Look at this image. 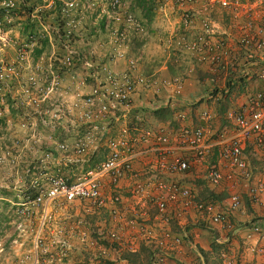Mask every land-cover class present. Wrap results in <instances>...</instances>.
<instances>
[{"label": "rangeland", "instance_id": "374dc122", "mask_svg": "<svg viewBox=\"0 0 264 264\" xmlns=\"http://www.w3.org/2000/svg\"><path fill=\"white\" fill-rule=\"evenodd\" d=\"M227 1L225 8L196 1L181 9L175 0H0V264H118L119 258L146 264L142 231L154 227L152 213L124 212L119 218L135 224L115 230L102 211L52 203L39 229L42 211L32 197L53 171L46 155L79 134L42 124L37 113L87 91L91 78L83 63L115 72L134 64L135 73L155 82L140 98L145 107L156 105L154 116L142 115L144 123L201 125L214 138L255 88L259 66L245 60L241 37L264 43V0ZM195 42L213 44L221 58H239L228 60L234 64L224 73H211ZM59 172L66 174L63 167ZM188 184L203 201L226 199L201 180Z\"/></svg>", "mask_w": 264, "mask_h": 264}, {"label": "built area", "instance_id": "2783aa9c", "mask_svg": "<svg viewBox=\"0 0 264 264\" xmlns=\"http://www.w3.org/2000/svg\"><path fill=\"white\" fill-rule=\"evenodd\" d=\"M196 1L221 8L229 5L227 0L175 3L183 9ZM240 43L249 65L259 66L254 80L257 86L246 90L242 101L228 115L230 127L214 138L201 125L169 128L160 123L151 125L148 119L144 123L142 115H153L156 105L147 102L145 107L140 98H146L155 82L135 73L134 64H129L126 71L115 72L102 65L83 63L91 78L87 91L46 114L37 113L42 124L62 126L66 131L71 128L79 134L71 142L56 144L46 155L53 171L44 175L45 187L37 188L32 197V204L42 211L39 229L46 227L48 205L76 202L88 213L102 211L112 216L115 230L133 228V220L119 218L124 212L135 217L152 213L153 222L164 225L195 215L217 227L228 243L235 233L229 218L241 210L237 189L245 190L250 203L264 204V166L256 172L247 156L248 149L264 148V43L253 36L241 37ZM192 48L211 73H224L234 64L228 60L239 58L230 53L221 58L213 44L195 42ZM62 167L65 175L59 172ZM197 180L211 192L224 191L226 199L201 200L196 186L188 184ZM248 225L249 232L264 241L260 226L252 221ZM160 226L142 231L151 248V264H162L185 238ZM85 237L81 240L85 241ZM111 237L118 240L114 233ZM222 255V262L228 263L224 252Z\"/></svg>", "mask_w": 264, "mask_h": 264}, {"label": "crops", "instance_id": "0c3cea01", "mask_svg": "<svg viewBox=\"0 0 264 264\" xmlns=\"http://www.w3.org/2000/svg\"><path fill=\"white\" fill-rule=\"evenodd\" d=\"M253 85L256 88L257 85ZM247 156L252 166L256 168H261L264 164V148L248 149ZM212 192L218 193L219 196L221 193L224 195V191L213 190ZM237 192L242 199L241 210L229 218L235 233L228 243L224 242L222 232L217 227L211 226L205 219L195 215H189L178 222L180 226L185 224L184 227L175 225L173 221H167L165 225L154 222L153 225L159 229L162 228L160 225H163L165 229L168 225V229L173 230V233L177 231L176 234L185 237L174 251L168 253V258L162 264H247L251 262L264 264V241L258 240L255 234L250 233L248 225L252 221L264 232V204L260 206L250 203L242 188H238ZM144 244L150 251V246L145 242ZM222 252L225 253L228 263L222 262L220 258V254L223 256ZM148 261L146 258L145 262ZM124 262L125 260L118 259V264H125Z\"/></svg>", "mask_w": 264, "mask_h": 264}, {"label": "trees", "instance_id": "16d2710c", "mask_svg": "<svg viewBox=\"0 0 264 264\" xmlns=\"http://www.w3.org/2000/svg\"><path fill=\"white\" fill-rule=\"evenodd\" d=\"M155 115V113H153V116ZM149 254H150V251H149ZM149 254H148V256H147V259L149 260ZM146 264H151V262L150 261H148V262H145Z\"/></svg>", "mask_w": 264, "mask_h": 264}]
</instances>
